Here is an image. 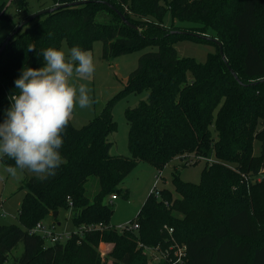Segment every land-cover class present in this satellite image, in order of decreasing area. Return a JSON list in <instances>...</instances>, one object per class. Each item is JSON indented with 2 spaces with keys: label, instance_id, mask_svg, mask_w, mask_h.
<instances>
[{
  "label": "trees",
  "instance_id": "1",
  "mask_svg": "<svg viewBox=\"0 0 264 264\" xmlns=\"http://www.w3.org/2000/svg\"><path fill=\"white\" fill-rule=\"evenodd\" d=\"M52 1L57 9L21 28L1 52L0 113L22 67L43 63L42 49L65 42L68 49L91 50L99 41L103 60L155 51L139 58L123 89L100 114L80 128L69 120L61 149L65 163L54 174L22 182L19 190L26 194L18 224L0 226V264L18 244L22 254L11 264H104L100 243L112 245L111 264H146L139 245L166 243L164 227L186 246L185 264H264V0ZM9 5L27 14L29 0H9ZM6 8L0 2V21L7 20ZM166 13L171 22L193 28L164 27ZM15 28L0 38V48ZM209 31L222 44L237 80L216 44L181 33ZM183 40L212 44L216 51L203 63L178 57L175 45ZM140 93H147L146 100L124 111L129 156L111 155L109 136L117 130L112 107L118 98ZM173 160L177 168L205 161L199 183L183 182L175 171L171 183L177 197L165 189L160 200L150 193L131 223L138 230L118 232L110 225L113 211L105 201L112 195L128 199L120 185L139 163L161 172ZM0 162L14 165L9 158ZM92 177L99 189L89 200L86 184ZM69 209L74 229L99 223L107 228L47 246L29 233L46 216L57 223L53 213Z\"/></svg>",
  "mask_w": 264,
  "mask_h": 264
},
{
  "label": "rangeland",
  "instance_id": "2",
  "mask_svg": "<svg viewBox=\"0 0 264 264\" xmlns=\"http://www.w3.org/2000/svg\"><path fill=\"white\" fill-rule=\"evenodd\" d=\"M0 2H4L7 7L4 12L7 20L0 21V38L4 37L12 27L17 26L31 15L54 6L52 0H29L28 12L27 14H22L18 13L13 6L9 5V0H0ZM163 26L166 28L177 27L180 29L193 28V25L188 23L171 22L169 13H166L164 16ZM210 35L212 36V33L209 31L204 36L211 37ZM102 46V42L99 41L92 44L90 51L95 60V71L91 77L79 81L87 83L92 89L91 95L94 102L90 107L85 109H81L78 106L74 108L69 120L75 128L86 125L93 117L100 114L105 104L123 89L127 77L137 68L139 58L145 53L155 51L154 48H146L109 60H103ZM60 48L64 49L67 53L68 48L65 42L61 43ZM175 49L178 57L193 58L198 63H203L208 54H214L216 51V47L212 44L199 43L191 40H183L177 43ZM146 97L147 93L129 94L115 101L112 107V117L116 123L117 130L109 136V141L112 144L110 149L111 155L129 156L127 149L128 124L124 118V111L128 108L136 107L140 101L146 100ZM253 151L255 154L259 153V144L257 142L254 143ZM189 159L196 161L194 158L189 157ZM192 164L184 168H177L178 161L173 160L159 174L158 171L149 165L139 163L120 185V188L128 189V199L125 200L119 195L115 201H110V199L109 201L108 199L105 201L113 211L110 225L114 228L130 225L150 193H155L156 198L160 200V191L165 189L173 193L172 198H176L177 196L173 192L171 183L172 175L175 171L178 172L181 181L198 184L205 161L199 160L195 165ZM174 167L177 169L174 170ZM5 169L6 167L0 162V203L6 212V217L0 216V226L18 224L17 217L20 203L26 194L24 190H19L20 185L24 180L37 177L27 170H18L17 176L13 178ZM261 172L264 173V168L261 169ZM259 178L261 179L262 175ZM98 189L97 179L90 178L86 184V197L91 200L98 192ZM72 213V209L62 210L57 216V223L52 221L51 216H46L42 223L46 226H55L58 232L70 233L74 230L71 223ZM156 247H140L143 256L146 258V264H160L158 260L153 258L155 256L158 257L160 254L159 249L157 250ZM159 248L160 250L168 248L167 242L159 246ZM111 249L112 245L107 243H100L97 247L104 264H111V260L108 257ZM22 251V244H18L9 253L6 264H11V261L15 257H19L22 254Z\"/></svg>",
  "mask_w": 264,
  "mask_h": 264
},
{
  "label": "clouds",
  "instance_id": "3",
  "mask_svg": "<svg viewBox=\"0 0 264 264\" xmlns=\"http://www.w3.org/2000/svg\"><path fill=\"white\" fill-rule=\"evenodd\" d=\"M39 58V67H22L6 97L8 106L0 113V160L14 161L5 169L13 178L18 170L40 179L54 174L65 163L63 132L74 108L85 109L94 102L92 89L79 82L95 71L90 50L73 46L66 53L50 46Z\"/></svg>",
  "mask_w": 264,
  "mask_h": 264
},
{
  "label": "built area",
  "instance_id": "4",
  "mask_svg": "<svg viewBox=\"0 0 264 264\" xmlns=\"http://www.w3.org/2000/svg\"><path fill=\"white\" fill-rule=\"evenodd\" d=\"M257 181H259V178H257ZM110 201H114L116 199V196L112 195L109 197ZM109 201V200H108ZM0 216L6 217V212L2 208V204L0 203ZM107 226H104L102 223L99 224H88L85 226H82L78 229L72 230L70 233H64V232H58L56 231L55 226L51 225H44L42 222H39L33 229L29 231L32 235H38L42 237L47 245H53L56 243L63 244L67 240L70 239L72 234H76L79 237H82L84 233H91L99 230L106 229ZM118 232L122 231H133L136 232L138 230L137 224H130V225H123L115 228ZM164 230L167 233V245L168 248H165L163 250H160L159 246L156 247V249L160 251V254L158 257H153L155 260H158L160 264H185L186 257H187V249L184 244L178 243L173 238V230L170 228L164 227ZM139 247H144L139 245Z\"/></svg>",
  "mask_w": 264,
  "mask_h": 264
},
{
  "label": "water",
  "instance_id": "5",
  "mask_svg": "<svg viewBox=\"0 0 264 264\" xmlns=\"http://www.w3.org/2000/svg\"><path fill=\"white\" fill-rule=\"evenodd\" d=\"M80 2L78 3H71V4H68V5H63L61 7H66V6H74V5H77L79 4ZM57 8L56 7H53V8H48V9H45V10H42V11H39L38 13L34 14V15H31L30 17H28L27 19L23 20L22 22H20L15 30L13 31V33L6 39V41L2 44L1 48H0V55H1V52L4 50L5 46L7 45V43L9 42V40L15 35L18 33V31L23 28L24 26H26L27 24H29L31 21H33L34 19H36L37 17H40L42 15H46V14H49V13H52L53 11H55ZM122 21L127 25L129 26L130 28H133L135 29V27H133L132 25H130L129 23H127L125 21V19L122 17ZM181 33H185V34H188L190 36H193V37H196V38H201V39H204V40H209L211 42H213L214 44L217 45L218 49H219V54L222 58V60L224 61V63L227 65V62L225 61V57L223 55V52H222V44L215 38H210V37H207V36H204V35H198V34H193V33H186V32H181ZM227 68L229 70V72L233 75V77L237 80V77L236 75L234 74V72L230 69V67L227 65ZM53 218H56L57 217V212H54L53 213Z\"/></svg>",
  "mask_w": 264,
  "mask_h": 264
},
{
  "label": "crops",
  "instance_id": "6",
  "mask_svg": "<svg viewBox=\"0 0 264 264\" xmlns=\"http://www.w3.org/2000/svg\"><path fill=\"white\" fill-rule=\"evenodd\" d=\"M159 174H160V172H159ZM122 189H125V190H128L127 188H122ZM118 199V197L115 199V200H117ZM108 200H109V198H108ZM114 200V201H115ZM143 205V204H142ZM142 207V206H141ZM57 225H59V224H57Z\"/></svg>",
  "mask_w": 264,
  "mask_h": 264
}]
</instances>
